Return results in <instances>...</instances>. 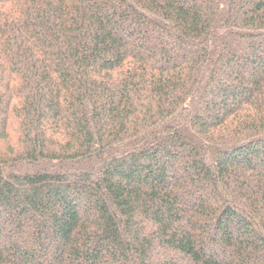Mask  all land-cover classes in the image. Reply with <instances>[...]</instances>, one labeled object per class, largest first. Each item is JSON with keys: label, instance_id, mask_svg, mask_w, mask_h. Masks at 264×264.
<instances>
[{"label": "trees", "instance_id": "obj_1", "mask_svg": "<svg viewBox=\"0 0 264 264\" xmlns=\"http://www.w3.org/2000/svg\"><path fill=\"white\" fill-rule=\"evenodd\" d=\"M0 264H264V0H0Z\"/></svg>", "mask_w": 264, "mask_h": 264}]
</instances>
